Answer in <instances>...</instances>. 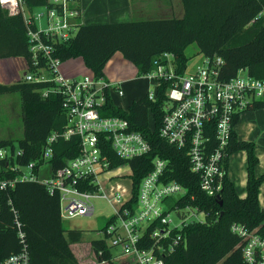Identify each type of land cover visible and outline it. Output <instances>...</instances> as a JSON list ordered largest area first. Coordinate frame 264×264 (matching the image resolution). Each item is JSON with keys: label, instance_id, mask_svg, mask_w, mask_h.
Wrapping results in <instances>:
<instances>
[{"label": "built area", "instance_id": "obj_1", "mask_svg": "<svg viewBox=\"0 0 264 264\" xmlns=\"http://www.w3.org/2000/svg\"><path fill=\"white\" fill-rule=\"evenodd\" d=\"M48 1L51 6L32 10L24 0H0V5L9 15H23L30 54L21 79L42 83L38 89L42 97L59 95L66 122L61 131L47 136L38 161L17 163L14 159L20 150L0 147V192L17 180L42 181L51 193L59 192L63 218L91 215L93 199H106L113 211L100 230V239L111 256L126 254L133 256L136 264H164L163 255L184 241L185 226L205 221L206 213L191 204L185 186L167 179L168 160L161 156L153 158L151 169L134 187V171L128 160L148 154L151 144L126 117L107 114L111 91L123 95L121 81L93 73L81 77L64 74L56 50L59 43L75 34L80 8L77 0ZM223 62L220 56H204L202 64L189 72L187 63L182 66L172 52L164 51L153 58L151 69L141 74L155 83V90L146 93L151 101L157 99L163 84L159 136L186 152L199 188L209 196H218L223 187L236 117L252 104L264 102V78L249 74L246 68L225 78ZM71 136L79 137L78 154L52 169L48 179H42L40 174L53 155L54 142ZM114 158L124 162L114 165ZM6 171L13 177L5 176ZM9 204L21 247L1 264H30L25 231L12 200ZM231 230L241 238L243 260L264 264V236L237 222L231 224Z\"/></svg>", "mask_w": 264, "mask_h": 264}, {"label": "trees", "instance_id": "obj_2", "mask_svg": "<svg viewBox=\"0 0 264 264\" xmlns=\"http://www.w3.org/2000/svg\"><path fill=\"white\" fill-rule=\"evenodd\" d=\"M24 3L30 10L52 5L48 0H24ZM181 3V17L78 22L75 34L59 43L56 53L62 61L80 57L91 73L103 76L105 64L119 51L136 65L138 75H141L151 69L153 58L164 51L172 52L183 66L190 59L187 47L195 43L204 56L223 59L225 78L233 76L239 68L264 78V0H181ZM26 32L23 15H9L0 5V58L23 56L28 60ZM40 87H43L42 83L21 78L10 84L0 82V94L19 93L22 136L17 139V147L13 139L0 138V147L20 150L21 154L14 159L20 164L38 161L47 136L52 131H61L66 122L59 95L42 97L38 91ZM163 98L162 84L155 101L145 95L122 108L108 97L106 107L107 114L126 117L132 128L143 133L151 144L148 154L128 160L134 171V187L151 169L153 158L161 156L168 160L167 179L185 186L191 204L198 205L206 213L205 221L185 226L184 241L163 255L164 264H248L242 257L241 238L231 230V224L241 223L264 236V206L259 202L264 172H255L258 162L255 142L237 137L234 130L227 147L228 156L241 150L246 152L245 196L237 193L227 174L219 195L209 196L199 188V178L190 170L186 152L159 136ZM263 106L264 102L259 101L247 109ZM149 113L153 128L148 123ZM238 119L236 117L234 124ZM78 151V136L59 138L53 144V155L46 162L52 169H57ZM228 161L227 158L226 170ZM122 162L114 158V165ZM1 163L5 165L6 161L1 160ZM5 176L13 177V173L6 171ZM9 200H12L25 231L30 264H78L70 244L80 241L83 231L64 227L59 192L51 193L46 183L39 180H17L13 187L0 192V264L21 247ZM91 244L100 264H114V261L136 264L130 255L111 256L100 238L93 239ZM99 250L101 255H98Z\"/></svg>", "mask_w": 264, "mask_h": 264}, {"label": "rangeland", "instance_id": "obj_3", "mask_svg": "<svg viewBox=\"0 0 264 264\" xmlns=\"http://www.w3.org/2000/svg\"><path fill=\"white\" fill-rule=\"evenodd\" d=\"M101 17H92L91 22H108L106 20H113L111 15L104 11L101 13ZM166 14L168 16L181 17L183 15V6L181 0H171V10L167 9ZM97 15V14H96ZM161 17L158 15L149 14H137L133 15L129 19H139V18H157ZM186 53L190 56L187 62V70L194 71L197 66L202 64L204 59V54L201 53L195 43L190 44ZM21 61V59L14 60ZM68 61L77 63L78 71L73 70L71 72L66 71L64 74L68 77L72 76H82L84 74H91V71L83 64L82 60L79 58L64 60L62 63V68L68 63ZM109 63V68L119 74L120 76L133 77L129 82L121 84L123 89V95H119L115 91H111L110 95L114 103H118L122 108H127L129 101L128 91L132 87L136 98H140L146 95L148 90H155V83L150 81L147 77L138 75L139 71L135 64L124 58L121 52L117 51L111 58L107 61ZM14 76L16 78L19 75V79L22 77L24 70H16ZM17 74V75H16ZM125 75V76H124ZM113 79L112 76H108ZM129 83V84H128ZM10 84V83H9ZM129 85V88L125 85ZM148 123L151 128L154 127L153 119L149 113ZM238 135L249 136L256 141L255 150L259 154L264 153V106L260 108H250L245 110L239 119L236 126ZM22 136V121L20 114V98L17 91H11L7 93L0 94V138H11L13 139L14 146L17 147V139ZM239 153L237 159L238 163H242V158L244 153L239 151L231 157V162ZM43 166L40 177L42 179H48L51 176V165L46 162ZM239 191H243L239 185L237 186ZM264 190V189H263ZM93 204L95 207L94 213L91 215H76L70 218H63V225L65 228H76L83 231V235L80 241L70 244L71 250L73 251L78 264H100L97 260V255L92 247V240L100 238L102 232L100 231L106 224L107 217L112 213V206L108 203L106 199L95 198L93 199ZM204 218V214L200 215ZM111 264V263H107ZM114 264L118 262L114 261Z\"/></svg>", "mask_w": 264, "mask_h": 264}, {"label": "crops", "instance_id": "obj_4", "mask_svg": "<svg viewBox=\"0 0 264 264\" xmlns=\"http://www.w3.org/2000/svg\"><path fill=\"white\" fill-rule=\"evenodd\" d=\"M78 5L80 8V16L78 20L81 23H94V22H91V19H93L92 17L103 16L101 13H103L104 11L109 13V15H111V18H113V20H106V21H119V20H127L129 18H132L133 15H137V14L140 15L142 13L166 17L169 15V14H166L167 9H169V11L171 10V0H78ZM16 58L21 59V61L15 62L14 60H16ZM77 58L81 59L80 57H77ZM71 59H76V58H71ZM71 59H68V60H71ZM26 66H27V60L23 56L0 58V82L9 84L19 79V75L17 74L15 78L14 76V73H16L15 71L16 70L23 71L26 69ZM65 70L71 72L70 74H73V70L78 71L77 63L68 61V63L62 68V71L64 73L66 72ZM120 75L121 74L118 75L117 72L109 68L108 62L105 64L104 75H103L105 79L109 81H121L123 83L127 81L129 82L131 79H133V77L124 78L123 76H120ZM108 76H112L113 79ZM125 85L129 88V85L127 84ZM127 96L129 98H127L126 100L129 101V103H131L134 99H136L132 87L129 89ZM115 104L119 105L118 103H115ZM239 119L237 123L235 124V128H234L237 137L242 138V139L252 140L255 142V145H256V141L252 139L251 137L238 135L236 126L239 122ZM241 152L244 153V157L242 158V163L241 162L238 163L237 161L238 157L240 156L239 153L236 155V157L233 159L232 162H231V157L235 153H232L230 155L229 161H228L227 174H228V178L234 182L237 193L240 196H245L246 194L245 185H246V177H247V171H246L247 160H246V152L244 150H241ZM255 153L258 157V162L255 166V172L256 174H261L264 172V153L259 154L256 150H255ZM238 185L244 190L239 191L237 189ZM263 189H264V180L262 184L260 185V192H259V202L262 206H264V190Z\"/></svg>", "mask_w": 264, "mask_h": 264}]
</instances>
